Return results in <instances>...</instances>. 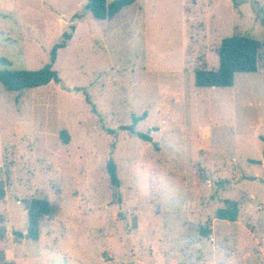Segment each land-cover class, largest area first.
Here are the masks:
<instances>
[{"label":"rangeland","instance_id":"1","mask_svg":"<svg viewBox=\"0 0 264 264\" xmlns=\"http://www.w3.org/2000/svg\"><path fill=\"white\" fill-rule=\"evenodd\" d=\"M86 4L0 0V72L42 69L72 35L53 66L60 82L0 84L10 263L264 264V71L195 87V70H216L234 35L261 43L264 68V0H137L111 21ZM33 198L56 208L41 242L14 235L27 233ZM227 201L239 204L235 223L216 218Z\"/></svg>","mask_w":264,"mask_h":264},{"label":"trees","instance_id":"2","mask_svg":"<svg viewBox=\"0 0 264 264\" xmlns=\"http://www.w3.org/2000/svg\"><path fill=\"white\" fill-rule=\"evenodd\" d=\"M136 0H116L108 3V0H87L85 10L89 11L98 21H111L123 9L132 6ZM71 31L75 32V25L71 26ZM72 35H63L62 42L55 46L50 53L51 63L37 71H1L0 84L8 92L21 93L24 90L35 89L49 85L52 82H60L59 73L53 69L57 60L58 51L66 48ZM263 46L257 40L245 35H234L221 41L216 53L219 58V66L216 70H208L206 66L195 70V87L206 88H232L236 74H256L262 60ZM139 137L146 142H152L148 135L140 134ZM60 138L66 145L70 142L67 131H61ZM264 143V138L260 137ZM264 157V149H263ZM252 164H259L257 161H250ZM112 185L119 186L117 167L113 161L107 165ZM5 187L0 186V201L5 198ZM226 206L219 209L216 218L219 220L235 223L239 219L238 202H226ZM28 229L27 233L15 232L14 235L21 240L27 239L38 242L40 239L41 225L44 219L52 217L56 213V208L46 198H33L26 205ZM0 218H2L0 216ZM5 232V234H4ZM6 230H0V239L5 238ZM207 233V232H205Z\"/></svg>","mask_w":264,"mask_h":264},{"label":"crops","instance_id":"3","mask_svg":"<svg viewBox=\"0 0 264 264\" xmlns=\"http://www.w3.org/2000/svg\"><path fill=\"white\" fill-rule=\"evenodd\" d=\"M136 2H137V0H136ZM135 2V3H136ZM134 3V4H135ZM133 4V5H134ZM130 7V6H129ZM128 8V7H127ZM126 9V8H125ZM118 15V14H117ZM116 17V16H115ZM264 71V68H261V65L259 66V70H258V72H261V71ZM262 141V140H261ZM264 149V148H263ZM264 158V157H263ZM25 234H26V232H24ZM6 235H8V231L6 232ZM9 236V235H8ZM5 238L7 239V236H5ZM5 239V240H6ZM41 239H42V236L40 237V242H41ZM5 240H1L0 239V254H1V259H3L4 261H6L8 264H13V262L12 263H10V261H13L14 260V262H16V261H18V258H16V256H14V258H13V260L12 259H10V261L8 260V258H11L12 257V255L10 256V255H8V250H7V248H8V246L5 244ZM26 240V239H25ZM23 241H24V239H23ZM3 245H5V246H3Z\"/></svg>","mask_w":264,"mask_h":264},{"label":"water","instance_id":"4","mask_svg":"<svg viewBox=\"0 0 264 264\" xmlns=\"http://www.w3.org/2000/svg\"><path fill=\"white\" fill-rule=\"evenodd\" d=\"M122 130L130 131L131 133H135V132H134V127H131V126L122 127ZM249 180H253V181H255L256 178H250Z\"/></svg>","mask_w":264,"mask_h":264}]
</instances>
